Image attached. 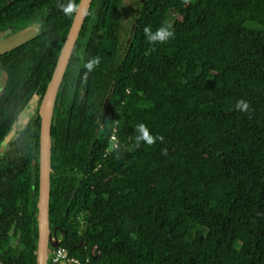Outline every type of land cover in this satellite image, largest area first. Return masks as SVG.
Returning a JSON list of instances; mask_svg holds the SVG:
<instances>
[{
  "label": "trees",
  "instance_id": "16d2710c",
  "mask_svg": "<svg viewBox=\"0 0 264 264\" xmlns=\"http://www.w3.org/2000/svg\"><path fill=\"white\" fill-rule=\"evenodd\" d=\"M66 3L0 0V38L39 28L0 55V141L33 108L0 157V264H37L39 106ZM139 124L153 143L136 144ZM49 180L47 264H264V0H92L55 98Z\"/></svg>",
  "mask_w": 264,
  "mask_h": 264
},
{
  "label": "water",
  "instance_id": "95a60500",
  "mask_svg": "<svg viewBox=\"0 0 264 264\" xmlns=\"http://www.w3.org/2000/svg\"><path fill=\"white\" fill-rule=\"evenodd\" d=\"M92 0H81L76 10L75 17L62 48L56 68L47 86L46 92L39 106L41 116L40 129V160H39V197H38V254L37 264H47L48 244L53 243V233L49 225V196L51 172V132L53 109L57 90L65 75L66 68L72 55L76 40L80 34L84 19ZM38 26L28 25L6 37L0 38V55L28 42L36 36ZM33 108H29L21 121L15 124L0 141V157L7 151L11 140L17 130L31 117Z\"/></svg>",
  "mask_w": 264,
  "mask_h": 264
},
{
  "label": "clouds",
  "instance_id": "9594fccd",
  "mask_svg": "<svg viewBox=\"0 0 264 264\" xmlns=\"http://www.w3.org/2000/svg\"><path fill=\"white\" fill-rule=\"evenodd\" d=\"M76 8H77L76 3H74L73 0H68V3L62 6V11L65 15H70L75 12ZM145 36L149 42L164 41L172 37L173 32L165 26V27L158 28L155 32H152L149 29H145ZM97 63H98L97 59H91V60L86 61L83 64V67L87 71H91L94 65H96ZM236 106L237 108H246L247 104L245 102L238 101ZM135 131L137 133L135 137V142L137 145H139L141 141L147 144L153 143V136L147 132L143 124L137 125ZM156 139H159V137H156Z\"/></svg>",
  "mask_w": 264,
  "mask_h": 264
},
{
  "label": "built area",
  "instance_id": "2783aa9c",
  "mask_svg": "<svg viewBox=\"0 0 264 264\" xmlns=\"http://www.w3.org/2000/svg\"><path fill=\"white\" fill-rule=\"evenodd\" d=\"M49 257L53 261L58 260L59 258L63 259L67 257V251L63 248L58 249V251H55V249H53Z\"/></svg>",
  "mask_w": 264,
  "mask_h": 264
},
{
  "label": "rangeland",
  "instance_id": "374dc122",
  "mask_svg": "<svg viewBox=\"0 0 264 264\" xmlns=\"http://www.w3.org/2000/svg\"><path fill=\"white\" fill-rule=\"evenodd\" d=\"M131 2H132V1H129L128 3H131ZM125 16H131L130 12L127 11L126 14H125ZM125 27H126V29H128V32H127V30L123 29V31H122V35H123V38H124L126 41H129V37H130V34H129L130 25H129L128 20H126ZM0 78H1V77H0ZM1 81H4V82H5L4 77L1 79ZM2 86H3V85H2ZM2 86H0V87H2ZM62 264H68V263H62Z\"/></svg>",
  "mask_w": 264,
  "mask_h": 264
}]
</instances>
